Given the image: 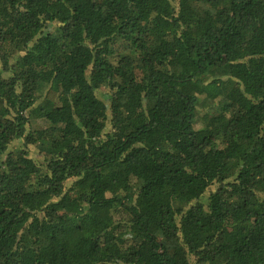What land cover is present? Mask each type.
Wrapping results in <instances>:
<instances>
[{"label": "trees", "instance_id": "trees-1", "mask_svg": "<svg viewBox=\"0 0 264 264\" xmlns=\"http://www.w3.org/2000/svg\"><path fill=\"white\" fill-rule=\"evenodd\" d=\"M0 264H264V0H0Z\"/></svg>", "mask_w": 264, "mask_h": 264}, {"label": "rangeland", "instance_id": "rangeland-1", "mask_svg": "<svg viewBox=\"0 0 264 264\" xmlns=\"http://www.w3.org/2000/svg\"><path fill=\"white\" fill-rule=\"evenodd\" d=\"M34 157H37L36 155H34Z\"/></svg>", "mask_w": 264, "mask_h": 264}]
</instances>
